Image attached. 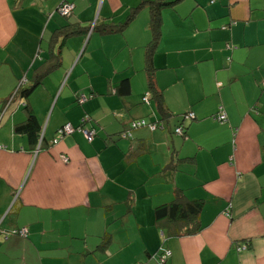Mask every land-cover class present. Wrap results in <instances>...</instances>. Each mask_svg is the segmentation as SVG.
<instances>
[{"label":"crops","instance_id":"crops-1","mask_svg":"<svg viewBox=\"0 0 264 264\" xmlns=\"http://www.w3.org/2000/svg\"><path fill=\"white\" fill-rule=\"evenodd\" d=\"M65 1L68 18L57 16ZM151 1L0 0V264H158L162 250L167 264H264V0L163 9L153 65L167 118L153 95L143 102L148 6L121 34L52 37L125 22ZM27 106L41 127L35 147L15 131ZM142 120L158 128L133 126ZM67 125L75 131L61 137ZM179 193L200 209L189 232L186 209L157 216Z\"/></svg>","mask_w":264,"mask_h":264},{"label":"trees","instance_id":"trees-1","mask_svg":"<svg viewBox=\"0 0 264 264\" xmlns=\"http://www.w3.org/2000/svg\"><path fill=\"white\" fill-rule=\"evenodd\" d=\"M65 2L68 3V1H65ZM179 2H181V0H169V1L168 0H154V1H151L149 3L144 2V3L140 4L138 7L133 8V10L130 12V14L128 15L125 22L111 23V24L96 23L94 26H91L88 28L80 27V25H78V26L77 25H73V26L71 25L68 27L60 28L59 30L54 32L52 37H55L57 39V41L60 39H62V41H65L69 37L82 36L84 34H87V36L92 35V34H99V35H104V36L121 34L128 28L129 24L135 20V18L139 15L140 11L144 7L148 6L147 8L149 9V14H150L149 29H150V32L152 35L151 43L145 49V65H146L145 70L147 72L148 86H149L148 95L151 96L150 98H152V95H153V97L155 99H157L161 113L163 114L164 118H167V112H166L164 105H163V102H162V93L158 89L156 81H155L156 68L153 65V58H154V55L156 53V48L158 46V43H159V40L161 37V29H162V25H163L162 11H163V9H165L167 7H171L172 5H176ZM71 27H74V29H69ZM67 30H71V31L66 32ZM60 64H61V60H59L58 58L50 60L49 63L47 64V66H44L43 69L41 70V71H43L41 73L42 77L46 76L52 70L60 67ZM39 78H40V75L38 76L37 79H35L31 83V85H29L28 87L21 90V97L22 98L27 99L29 97V95L39 85H41ZM23 86H25V85L22 82L21 86H19V88H18L19 89L18 91H20V89L23 88ZM120 91L125 95H127L130 92V84H129L128 80L121 84ZM78 102H79V100H78ZM25 110L27 112L28 117H27L25 123L20 124L16 127L15 131L19 134H25V135L29 136L31 143L35 147L38 145L39 140H41V139H39V133L41 132L40 131L41 127H40V124L38 122L37 117L33 114L32 110L28 106L25 107ZM4 111H6V110H4ZM4 111L0 112V123L2 122V119L5 117L3 114V113H5ZM216 116H215V121H217ZM142 121H144V120H142ZM142 121H139V122H142ZM144 122H146V121H144ZM217 122L220 123L219 121H217ZM220 124H224V123H220ZM147 127H148V124H147ZM172 207H175V208L173 210H169ZM172 207L167 208V210L165 208L160 209L157 212V216L161 219L168 217L171 220H174L176 218L175 216L178 215V213H180L182 211V209H186L187 211L182 212L183 214H180L179 217H181L183 215L181 218L184 219V221H185V228L184 229L187 228L188 229L187 231L189 232L190 229H189L188 225L192 222H196V220L198 218V214L200 212V209L197 208L196 206H194L193 204L188 203V202H186V204H185L182 200V196H180V193L177 195V199L174 202ZM180 229H181V227H180ZM193 231L198 232L199 230L193 229ZM166 252H167V250H162L161 255H159L156 258V261L158 264H161V260L163 259V256L165 255ZM167 261L164 264H167Z\"/></svg>","mask_w":264,"mask_h":264},{"label":"built area","instance_id":"built-area-1","mask_svg":"<svg viewBox=\"0 0 264 264\" xmlns=\"http://www.w3.org/2000/svg\"><path fill=\"white\" fill-rule=\"evenodd\" d=\"M74 10H75V4L70 3V2H68V3H67V2H64V3H62V4L58 7L57 12H58L62 17L68 18V17H70V16L73 14ZM150 97H151V96L147 94L146 97L143 99V102H144V103H148ZM85 102H86V98H82V99L80 100V103H81V104H84ZM188 117L191 118V119H194V118H195L194 114H189ZM216 120L219 121L220 123H224L225 121H227V116H226V114L221 110V112L218 113V115L216 116ZM89 121H90L89 117H86V118L82 121V126L84 125V123L89 122ZM82 126H81V127H82ZM133 126H134L135 128H137V127H144V126H147V124H146V122L142 121V122L134 123ZM148 127H150L152 130H155V129L158 128V124L148 125ZM74 131H75V128H74L73 126H71V125H67V126H65L62 130H60L59 133H60V136L63 137V136H66V135H69V134L73 133ZM176 133L179 134V135H183V134H184V131H183L182 128H179V129H177ZM93 135H94V133H89V134H88L87 137H88V141H89V142H92V141H93ZM0 149L2 150L3 147L0 146ZM65 162H67V161L65 160ZM4 234H7V233H4ZM11 234H12V235H19V236H21V237H27V230H26V229H23V230L15 231V232H12V233H10V234H7V236H10ZM245 249H246V248H241V250H245ZM169 257H171V253H170L169 251H167V252L165 253V255L163 256V259L161 260V264H164V263L169 259Z\"/></svg>","mask_w":264,"mask_h":264},{"label":"bare ground","instance_id":"bare-ground-1","mask_svg":"<svg viewBox=\"0 0 264 264\" xmlns=\"http://www.w3.org/2000/svg\"><path fill=\"white\" fill-rule=\"evenodd\" d=\"M82 98H86V100L88 99L87 97H85V96H81L80 98H79V103H80V100L82 99ZM81 104V103H80ZM221 110L222 109H220V111L218 112V113H220L221 112ZM223 111V110H222ZM227 121H225L224 123H226ZM80 131H82V132H84L85 133V135H86V137L88 136V134L89 133H94V135H93V138H94V136H95V132H87L84 128H80L79 129ZM87 140H88V137H87Z\"/></svg>","mask_w":264,"mask_h":264},{"label":"rangeland","instance_id":"rangeland-1","mask_svg":"<svg viewBox=\"0 0 264 264\" xmlns=\"http://www.w3.org/2000/svg\"><path fill=\"white\" fill-rule=\"evenodd\" d=\"M57 16H61L59 13H57ZM62 17V16H61ZM65 20V19H64ZM51 33V32H50Z\"/></svg>","mask_w":264,"mask_h":264}]
</instances>
